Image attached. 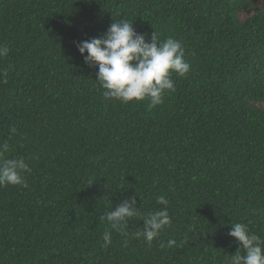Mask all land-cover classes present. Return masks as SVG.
I'll return each instance as SVG.
<instances>
[{"label":"trees","instance_id":"16d2710c","mask_svg":"<svg viewBox=\"0 0 264 264\" xmlns=\"http://www.w3.org/2000/svg\"><path fill=\"white\" fill-rule=\"evenodd\" d=\"M123 19L191 66L155 107L105 100L78 50ZM0 44V158L30 168L0 187V264H229L232 225L264 240V0H0ZM128 198L125 237L100 217Z\"/></svg>","mask_w":264,"mask_h":264},{"label":"clouds","instance_id":"9594fccd","mask_svg":"<svg viewBox=\"0 0 264 264\" xmlns=\"http://www.w3.org/2000/svg\"><path fill=\"white\" fill-rule=\"evenodd\" d=\"M85 63L98 67L97 82L104 89L105 100L115 99L122 103L148 99L150 107L163 103L165 92H174L175 85L171 73L185 77L190 64L185 61V50L178 39L168 37L162 42L153 33L151 42L146 36L134 30L133 23L126 19L116 21L99 36L77 44ZM9 48L0 44V58L7 56ZM6 82V81H4ZM13 132L16 130L13 128ZM9 150L7 143L0 144V154ZM30 171L23 157L0 158V187L20 185L27 187L22 173ZM159 205H167L164 196L157 197ZM134 198L125 199L115 209L100 217L110 228L127 236L125 231L128 218L138 215ZM143 230L136 232L137 239L151 243L161 230L171 223L167 207L143 216ZM235 238L239 247L231 255L229 264H264V240L251 233L246 224L236 223L228 233ZM103 246L111 244V232L103 233ZM127 240L125 239V244ZM169 241V245L174 244Z\"/></svg>","mask_w":264,"mask_h":264}]
</instances>
